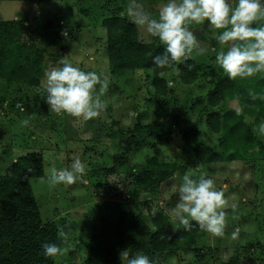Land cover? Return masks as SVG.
Masks as SVG:
<instances>
[{
    "label": "rangeland",
    "instance_id": "obj_1",
    "mask_svg": "<svg viewBox=\"0 0 264 264\" xmlns=\"http://www.w3.org/2000/svg\"><path fill=\"white\" fill-rule=\"evenodd\" d=\"M164 2L0 0V20L26 19L28 28L23 36L24 41L41 46L45 34L51 37L67 35L60 45V58H44L38 86L6 84L0 80V175L9 174L12 163L25 154H41L43 176L30 179L33 197L42 221H53L58 229L63 228L66 233L65 238L59 237L61 248L54 264H85L90 239L102 227L100 207L108 208V204L114 202H124L123 210L143 215L149 224L146 205L151 212L161 208L170 217L166 227L173 233L177 223L171 222V213L179 201L178 186L186 172L194 173L197 178L205 173L214 179L217 190L224 192L227 200L224 235L216 237L205 231L190 248L191 240L199 232L191 239L186 237L180 250L168 253L161 264H264V157L258 158L262 157L263 151L256 141L252 147L248 146L246 128L239 133L235 131L229 140L237 141L231 142L224 139L223 130L213 133L205 124V118L211 113H217L220 117L228 111L243 113L244 117L250 118L251 136L264 141V137L253 131V125L264 120L263 115H257L260 110L264 114V108L259 107L264 104V99L257 98L258 107L253 116L244 113L237 94H225L214 108L206 105L207 93L214 86L208 74L226 75L214 62L217 51L221 50L215 34L221 29H213L206 20L201 24L189 25L199 45L205 49L203 53L194 49L188 57L195 60L200 70L194 83L183 84L175 66L161 75L166 81L172 79L175 82L174 87L168 88L170 93L165 98L169 104V115L161 120V126L174 137H171L170 143L160 149L153 131H141L134 134L131 147H126L125 140L136 123V116H141L143 124L153 122V106L149 103L153 91L152 73L143 70L142 79L137 75L138 70L112 71L107 60L105 28L101 22L115 13L137 27L140 42L162 45L158 37H152L147 32L146 27L130 19L128 9L147 11L158 18ZM230 3L234 6L236 0H230ZM65 59L82 70L95 71L99 75L104 86L101 99L105 108L98 117L83 120L68 114L58 115L50 111L44 102L45 69L58 66ZM262 80L264 72L245 78L251 87L246 89L244 95L252 92L258 97L264 96ZM101 84L97 85V89ZM198 100H201V105ZM203 105L207 107L202 112ZM231 121L233 124L236 119ZM193 126L200 130L199 140L212 151L223 158L227 153H233L234 160L197 164L189 151H183L179 133L176 134L181 128ZM223 139L224 143H229V147L223 144ZM76 157L86 166L83 177L72 184L50 185L47 180L49 170L52 167H68ZM155 161L176 162L178 170L152 192L141 193L136 203L129 201L128 194L135 187L130 173L145 170ZM110 169L112 171L108 172ZM233 204L236 205L234 209L231 207ZM67 225L72 229L70 233L66 231ZM236 229L239 235L233 239L232 232ZM192 247L201 251L192 250ZM121 252L118 251L120 260Z\"/></svg>",
    "mask_w": 264,
    "mask_h": 264
},
{
    "label": "trees",
    "instance_id": "obj_2",
    "mask_svg": "<svg viewBox=\"0 0 264 264\" xmlns=\"http://www.w3.org/2000/svg\"><path fill=\"white\" fill-rule=\"evenodd\" d=\"M11 1L40 2L44 0ZM112 14L101 22L106 33L107 60L110 69L112 71L150 70L152 73L153 91L152 100L150 99L149 103L153 106V122L143 124L141 116H136V123L125 140L126 147L128 149L131 147L135 133L153 131L161 149L170 143L172 137L170 132L161 126V120L169 115V104L165 98L170 93L166 80L161 75L175 66L179 69L180 81L189 85L198 79L199 67L194 59H187L177 64L174 62L173 65L164 68L156 67L152 57L162 54L164 46L140 42L137 27L124 17ZM26 24L27 21L24 18L0 20V80L6 84L36 87L42 78L44 58L59 59L60 45L67 35L51 37L45 34L41 40V46H38L34 44L35 42L23 40L28 28ZM188 65H191V68ZM208 75H211L209 79L210 82L214 81V86L207 93V106L214 108L225 94H237L244 113L248 116L255 115V109L258 107L257 99L244 95L246 89L251 87L247 85L245 78L229 79L227 74L220 77L211 72ZM198 103L201 105V100H198ZM207 106H202V112ZM259 107L264 108V104ZM257 113L259 116H264L261 110ZM243 118V113L235 114L232 111H228L221 117L217 113H211L205 118V124L213 133L223 130L224 139L231 142L237 141L229 140L235 135V131L239 133L246 128L248 146L252 147L256 141L263 151L262 157L258 158H263L264 141L256 140L254 136H251V123L247 124ZM231 119H236V122L232 124ZM176 134L180 138L183 151H189L199 165L234 160L233 153H227L223 158L200 141V130L197 126L181 128ZM224 139L223 144L229 147V143H224ZM177 170L176 162L155 161V164H150L145 170L130 173V180L134 182L135 187L133 192L128 194V200L136 203L141 193L152 192L170 179ZM107 171L111 172L112 169ZM42 176L43 158L39 153L25 154L12 163L9 174L0 175V264H54L56 256L45 257L41 245L44 242H55L61 248L58 226L53 221L46 223L42 221L30 185V179ZM124 205V202H114L108 204L110 206L108 208L100 207V217L103 218L102 227L90 239L85 264H122L118 251L123 250H127L130 256L143 252L150 259H155L157 264H161L163 257H166L168 253L180 250L183 245L181 243L185 242L186 237L191 239L199 232L191 243L189 242L190 248L200 238L199 235H204L205 231H202L194 221L189 229H185L177 222L176 230L173 233L170 232L166 227L170 217L161 208L151 212L150 207L146 205L149 224L143 215L123 210ZM66 231L70 233L72 229L67 225ZM192 250L199 249L192 247ZM200 251L201 249L197 252Z\"/></svg>",
    "mask_w": 264,
    "mask_h": 264
},
{
    "label": "clouds",
    "instance_id": "obj_3",
    "mask_svg": "<svg viewBox=\"0 0 264 264\" xmlns=\"http://www.w3.org/2000/svg\"><path fill=\"white\" fill-rule=\"evenodd\" d=\"M128 15L135 24L146 27L152 37H158L164 46L162 54L152 57L156 67L164 68L174 62L186 61L194 49L203 53L205 49L199 45L189 25L201 24L206 20L213 29L222 30L215 34L221 50L217 51L214 62L229 79H243L264 72V22H260L264 21V0H236L234 6L230 0H165L158 18L150 12H138L131 7ZM188 67L191 68V65ZM44 75V102L50 111L89 120L98 117L104 110L105 103L101 99L104 86L95 71L82 70L65 59L58 66L46 68ZM137 75L143 79V70H138ZM174 83L169 79L166 86L172 88ZM98 84H101L99 89ZM250 95L253 99H264V96L258 97L256 93L250 92ZM244 120L251 122L247 116ZM253 131L264 137V120L253 125ZM44 158L47 159V155ZM85 172V164L76 157L68 167H52L47 180L50 185L72 184ZM178 192L179 201L171 213L172 223L178 222L189 229L194 221L212 236L224 235L227 200L224 192L215 187L212 177L201 173L197 178L194 173L186 172ZM231 207L234 209L236 205ZM238 235V229L232 232L233 239ZM58 236L65 238L63 228L58 229ZM41 247L47 258L55 257L60 252L55 242H44ZM120 256L122 264H157L155 259H150L143 252L130 256L127 250H123Z\"/></svg>",
    "mask_w": 264,
    "mask_h": 264
}]
</instances>
